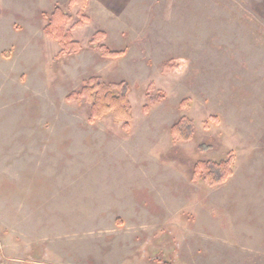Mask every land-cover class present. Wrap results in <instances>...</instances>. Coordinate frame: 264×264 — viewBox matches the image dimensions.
Listing matches in <instances>:
<instances>
[{
  "label": "rangeland",
  "instance_id": "1",
  "mask_svg": "<svg viewBox=\"0 0 264 264\" xmlns=\"http://www.w3.org/2000/svg\"><path fill=\"white\" fill-rule=\"evenodd\" d=\"M23 260L264 264V0H0V264Z\"/></svg>",
  "mask_w": 264,
  "mask_h": 264
},
{
  "label": "trees",
  "instance_id": "2",
  "mask_svg": "<svg viewBox=\"0 0 264 264\" xmlns=\"http://www.w3.org/2000/svg\"><path fill=\"white\" fill-rule=\"evenodd\" d=\"M68 17L65 13H63L60 9L56 8L53 13L50 14L48 19V24L45 26V34L52 40H54L58 47L60 54H74L78 52L80 49L79 43L74 41L73 36L71 35V30L69 28H66V22ZM125 91H122L121 94H118L117 96H112L110 99L112 100V103L115 105L111 106L108 103L104 102L103 95H99L98 92H91L92 95V106L95 108L96 105L99 107L101 112V115L106 114V112H103L104 110H109L110 107H113L114 112L118 115L121 113H126L127 109L124 108L125 106L119 104V101L123 102ZM98 102V103H97ZM118 103V104H117ZM110 106V107H109ZM92 107V108H93ZM97 108V107H96ZM111 109V108H110ZM123 110V111H122ZM118 115V119H119ZM116 119V120H118ZM129 120L125 119V124H128ZM188 125L186 123H183V125H176L173 127V129H178V131L182 134L183 132H186ZM176 131V130H175ZM184 137L186 135L184 134ZM233 162V159L231 158V155L226 159L219 162H198L194 166V171H197L201 173L202 177L207 180L210 184H217L221 183L224 180H226L230 175V168L231 164Z\"/></svg>",
  "mask_w": 264,
  "mask_h": 264
},
{
  "label": "crops",
  "instance_id": "3",
  "mask_svg": "<svg viewBox=\"0 0 264 264\" xmlns=\"http://www.w3.org/2000/svg\"><path fill=\"white\" fill-rule=\"evenodd\" d=\"M4 264V263H3ZM5 264H58L56 262H43L38 260L20 261L19 263H5Z\"/></svg>",
  "mask_w": 264,
  "mask_h": 264
}]
</instances>
